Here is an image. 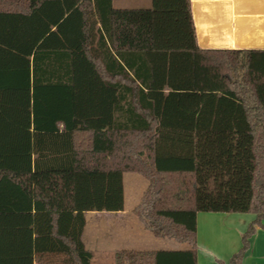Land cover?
I'll list each match as a JSON object with an SVG mask.
<instances>
[{
	"label": "trees",
	"instance_id": "trees-1",
	"mask_svg": "<svg viewBox=\"0 0 264 264\" xmlns=\"http://www.w3.org/2000/svg\"><path fill=\"white\" fill-rule=\"evenodd\" d=\"M186 250L115 264H197L199 213L264 227V50L199 48L190 0H0V264H92L86 214L125 210ZM218 264H226L218 260Z\"/></svg>",
	"mask_w": 264,
	"mask_h": 264
},
{
	"label": "crops",
	"instance_id": "crops-1",
	"mask_svg": "<svg viewBox=\"0 0 264 264\" xmlns=\"http://www.w3.org/2000/svg\"><path fill=\"white\" fill-rule=\"evenodd\" d=\"M146 3L150 6L145 8L152 6V0ZM190 3L199 48L264 50V0H190ZM146 182L139 175L124 174L125 210L86 214L83 241L94 255L92 264H115V254L123 250L188 249L186 245L155 238L134 215L148 188ZM255 220L254 214L199 213L197 264H218V260L228 264L241 249L242 237ZM42 258L35 264H65L63 257ZM243 264H264V227L251 238Z\"/></svg>",
	"mask_w": 264,
	"mask_h": 264
},
{
	"label": "rangeland",
	"instance_id": "rangeland-1",
	"mask_svg": "<svg viewBox=\"0 0 264 264\" xmlns=\"http://www.w3.org/2000/svg\"><path fill=\"white\" fill-rule=\"evenodd\" d=\"M147 0H114L115 8H145L149 7L150 4L147 5ZM128 176V175H126ZM147 183V182H146ZM129 186H131L129 184Z\"/></svg>",
	"mask_w": 264,
	"mask_h": 264
}]
</instances>
